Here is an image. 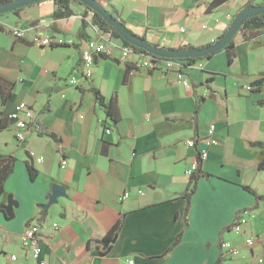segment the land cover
<instances>
[{
	"label": "crops",
	"instance_id": "obj_1",
	"mask_svg": "<svg viewBox=\"0 0 264 264\" xmlns=\"http://www.w3.org/2000/svg\"><path fill=\"white\" fill-rule=\"evenodd\" d=\"M98 1L146 42L178 49L216 43L249 0L219 6L215 0ZM69 6L73 14L58 20L51 17L52 0L0 15V77L14 84L5 100L0 92V155L13 159L0 197L4 213L12 212H0V264H37L21 247L32 221L40 226L47 264H264V167L258 168L264 152V30L238 32L231 63L223 49L189 66L174 60L170 67L126 72L122 41L94 26L83 5ZM13 30H24L26 37L16 39ZM47 35L64 43L31 42ZM96 39L111 45L113 55L96 57L86 79L81 53ZM70 78L77 84H69ZM247 84L254 89H243ZM91 87L105 102L116 100V125ZM20 102L34 110L36 130L19 143L8 115ZM45 105L49 111L42 112ZM41 127L55 138L39 135ZM210 127L216 144L207 146ZM189 139L193 147L185 144ZM203 150V176L187 201L186 171ZM55 184L64 193L44 207ZM245 211L244 232L235 235L230 226ZM116 223L120 228L111 241L87 248ZM223 240L238 249L237 257L223 254Z\"/></svg>",
	"mask_w": 264,
	"mask_h": 264
},
{
	"label": "built area",
	"instance_id": "obj_2",
	"mask_svg": "<svg viewBox=\"0 0 264 264\" xmlns=\"http://www.w3.org/2000/svg\"><path fill=\"white\" fill-rule=\"evenodd\" d=\"M184 31V30H182ZM12 35L16 39H24L26 37V32L24 30H13ZM32 43L39 45L41 47H50L54 44L61 45L63 44V40L60 38L55 37L54 35H47L44 37H33L31 40ZM120 57L123 59L124 62H129V58L132 54H136L137 57L134 61H132V66L134 71H138L141 69H145L148 71L156 70L160 67L161 63H164L166 67H170V61H158L156 57L150 54H137L133 51V49L129 46L122 45L120 49ZM99 55H105L110 57L113 55V47L108 45L107 42L103 39H96V40H89L86 43V48L81 53V70L82 75L84 78L89 79L92 77L93 69L95 66L94 58L98 57ZM178 79L180 83L188 88L190 87L189 81L184 78L182 73H178ZM69 84L76 85V79L70 78ZM243 89L246 91H252L254 89L253 84H247L242 86ZM35 112L34 110L24 102H20L15 105L13 111L8 115V119H10L14 126V137L17 142H23L27 135L32 131V129L36 130V126L34 123ZM107 133L110 130L107 129ZM214 129L213 127L209 128L208 137L205 139V144L207 146H211L216 144V140L213 139ZM188 147H193L195 142L192 139H189L185 143ZM207 158V150L201 151L197 159L194 163H192L189 168L187 169L186 173L190 176L194 173L198 167V162L203 161ZM66 165V161L62 162V168ZM141 193V191H138ZM128 197V193L123 195V199ZM247 213L243 212L237 216L233 224L230 226L231 232L235 235H241L244 232V228L247 224ZM56 227V225H53ZM245 243L252 247L254 244V240L252 238H247ZM42 237L40 226L37 222L32 221L30 222L27 227L25 228L23 234L21 235V247L22 249L26 250L30 256V258L37 262V264H47L44 260L41 259L42 254ZM220 249L226 257H237L239 255L238 249L232 245L229 241H221L220 242ZM11 259H16L14 255L11 256ZM258 263H262L263 260L261 258L257 259ZM127 264H134L133 260H128Z\"/></svg>",
	"mask_w": 264,
	"mask_h": 264
},
{
	"label": "trees",
	"instance_id": "obj_3",
	"mask_svg": "<svg viewBox=\"0 0 264 264\" xmlns=\"http://www.w3.org/2000/svg\"><path fill=\"white\" fill-rule=\"evenodd\" d=\"M11 1H14V0H0V4L2 3H8V2H11ZM55 4V10L54 12L52 13L51 17L54 19V20H58V19H62V18H67V17H70L73 12L72 10L70 9V2H76L80 5H82L80 2L78 1H75V0H52ZM226 1L228 0H215L213 5L215 6H219V5H222L223 3H225ZM253 6H264V3L263 4H256L255 3V0H249L248 3L245 5V8H248V7H253ZM85 9L89 10L91 13H92V23L94 26H96L101 32L103 33H110L113 37L115 38H118L119 40L122 41L123 45L124 46H129L133 49V51L137 54H147L144 50L142 49H139V48H134L132 46H130L128 43H126L125 41H123L120 36L116 33V31L111 27L109 26L101 16H99L98 14L92 12L88 7L84 6ZM21 9H18L16 10L15 12H12V13H17L19 12ZM111 15L113 16V18L115 20H117V22L125 29L127 30L128 32L132 33L126 26H125V23L118 17L116 16L115 14H113L111 12ZM84 18V16H83ZM85 28V23L83 21L82 23V26H81V29L80 31L82 32ZM241 30H264V15H257V16H254L252 18H249L248 20H246L242 25H241ZM133 34V33H132ZM135 35V34H134ZM224 35V33L218 38V40ZM141 40L145 41L144 38L140 37ZM212 45V44H211ZM209 46V45H207ZM206 46V47H207ZM197 49H201V48H197V47H182V48H178V49H174L172 48V50H197ZM232 49H233V40L229 42V44L224 48V50H227L228 51V62L231 63L232 61V58H233V54H232ZM212 55H209V56H206V57H203V58H209L211 57ZM97 58L95 57L94 58V61L96 60ZM156 60L158 61H174L173 59L169 60V59H162V58H156ZM196 60L198 59H183V60H180L184 63L185 66H189L191 65L193 62H195ZM125 70L126 72H129L130 70L133 69V66L126 62L125 63ZM14 86L13 83H9L5 80H3L1 77H0V92H1V96L3 98V100H5L10 92H11V89L12 87ZM91 92L93 94V97L94 99L96 100V102L103 108L104 110V113H105V116L110 119L113 124H117L120 120V113H119V110H118V106H117V103H116V100L114 98H111L108 102H105V99L104 97L101 95V93L99 92V90L97 88H94V87H91ZM199 100H202V99H199ZM42 112H47L49 111V108L47 105H45L42 109H41ZM38 134L43 136V135H47V136H50V137H53L55 138L54 134H52L51 132L49 131H46L44 130L42 127L39 129L38 131ZM253 145H256V146H262V143H253ZM13 162V159L11 157H8V156H4V155H0V197L3 196L5 197V192H4V182L5 180L7 179V177L10 175L11 173V164ZM264 167V152H261V155H260V161H259V164H258V168L259 169H262ZM29 173H30V177L31 179H34L35 178V175H36V171L29 167ZM202 171H201V168H200V161L198 162V167L196 169V171L194 173H192L190 176H189V181H188V185H187V192L185 194V197L188 201L190 195L194 192L195 190V185H196V182L197 180L203 176L202 175ZM261 198V197H259ZM5 207L3 205H0V212H5L4 211ZM186 211H187V208H186ZM5 216L7 217H10L12 216V212H10L9 214L7 213H4ZM120 228V223H116L112 228L111 230L104 236L102 237L101 239H97V240H93V241H88L87 242V248L88 249H91L95 246H98L99 244L101 243H106V242H109L113 239V237L115 236V234L118 232ZM180 236L181 234H179L176 238V241H175V244L174 245H177L180 241ZM216 264H222V260L220 259Z\"/></svg>",
	"mask_w": 264,
	"mask_h": 264
},
{
	"label": "water",
	"instance_id": "obj_4",
	"mask_svg": "<svg viewBox=\"0 0 264 264\" xmlns=\"http://www.w3.org/2000/svg\"><path fill=\"white\" fill-rule=\"evenodd\" d=\"M46 0H14L8 3L0 4V15L15 12L18 9L28 7L30 5L43 2ZM80 2L83 6L88 7L92 12L98 14L103 20L111 26L120 38L134 48L144 50L146 53L162 59H200L209 55H213L222 51L230 41H232L235 35L241 31V25L257 15H264V6H253L242 9L232 20L231 24L225 31L224 35L214 44L197 50H172L157 47L146 41H143L137 35H134L125 30L118 22L113 18L111 13L98 1V0H75ZM52 194L48 198V203L44 207H48L55 201V198L61 196L64 193L63 187L59 185H52ZM9 199L8 207L6 211L9 212L12 208L11 197Z\"/></svg>",
	"mask_w": 264,
	"mask_h": 264
}]
</instances>
